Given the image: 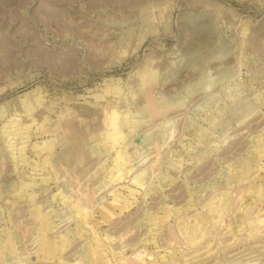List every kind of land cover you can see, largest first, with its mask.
Segmentation results:
<instances>
[{
	"label": "rangeland",
	"instance_id": "rangeland-1",
	"mask_svg": "<svg viewBox=\"0 0 264 264\" xmlns=\"http://www.w3.org/2000/svg\"><path fill=\"white\" fill-rule=\"evenodd\" d=\"M0 264H264V0H0Z\"/></svg>",
	"mask_w": 264,
	"mask_h": 264
},
{
	"label": "bare ground",
	"instance_id": "bare-ground-1",
	"mask_svg": "<svg viewBox=\"0 0 264 264\" xmlns=\"http://www.w3.org/2000/svg\"><path fill=\"white\" fill-rule=\"evenodd\" d=\"M110 123H109V127L111 128V130H112V134H111V136L113 137V139L115 138V137H120V135H121V132H120V129L118 128V122H117V117H118V115H116V113H112V114H110ZM5 128V127H4ZM110 136V135H109ZM115 136V137H114ZM117 137V138H118ZM111 138V137H110ZM116 139V138H115ZM53 146H52V144L50 143V144H47L46 145V148L47 149H49L50 150V148H52ZM125 161V160H124ZM122 163V162H121ZM123 173V171H119L118 172V174L120 175V174H122ZM134 181L135 182H137L138 184L140 183V181H142V176H140V177H137V178H135L134 179Z\"/></svg>",
	"mask_w": 264,
	"mask_h": 264
}]
</instances>
